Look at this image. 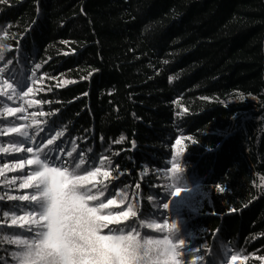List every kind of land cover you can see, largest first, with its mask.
Here are the masks:
<instances>
[{
	"label": "trees",
	"instance_id": "trees-1",
	"mask_svg": "<svg viewBox=\"0 0 264 264\" xmlns=\"http://www.w3.org/2000/svg\"><path fill=\"white\" fill-rule=\"evenodd\" d=\"M0 45V81L15 74L22 88L0 97V148L19 139L10 127L24 125L34 151L61 132L62 155L83 149L111 173L96 178L117 201L104 211L137 212L113 228L165 218L181 264H264V0H0ZM19 158L34 157L0 152V168ZM35 167L0 176V264L16 250L4 236L24 231L10 208L29 203L6 194H33L19 184Z\"/></svg>",
	"mask_w": 264,
	"mask_h": 264
},
{
	"label": "snow or ice",
	"instance_id": "snow-or-ice-1",
	"mask_svg": "<svg viewBox=\"0 0 264 264\" xmlns=\"http://www.w3.org/2000/svg\"><path fill=\"white\" fill-rule=\"evenodd\" d=\"M2 49L3 45H0V61L4 59ZM35 67L39 69L41 65L36 64ZM18 89L22 91L15 74H9L6 79L0 81V97H6L7 101H12L14 95H20ZM32 92L33 88L27 87L23 95L27 96ZM240 98L243 99V96ZM5 111L15 115L24 109L6 107ZM39 115L43 116L44 113ZM6 131L16 133L19 139L14 140L7 148H0V152L25 151L31 153L34 158H19L18 163L11 166L5 164L0 168V176L4 175L5 170L23 168L26 164L36 166L23 176V181L19 184L20 189H34L33 194H6L7 200L29 202L27 205L10 208L11 225L24 230L4 236L8 244L16 246V250L11 253L14 264H181V245L174 239L177 230L175 221L169 223L168 219L161 218L163 223H158L157 220L160 219L146 216L139 221L138 226L112 227L136 217L137 212L133 210L131 203L124 211H104L117 201L107 199L105 203L100 199L105 195L107 186L104 180L97 181L96 178L102 176L108 179L111 173L101 171V167L95 166V154L86 160L80 154L83 149L77 151L72 147L71 151L65 150L62 155L64 141L56 143L57 138L63 135L61 132H56L51 138H42V141L47 139L46 145L41 148L40 144H37L34 151L33 147L23 148L24 141L32 139L24 125L10 127ZM175 143L180 145L181 139H177ZM179 155L177 152V156ZM100 163L103 165L104 160ZM116 171L118 175L128 174L118 166ZM171 171L175 175L183 169L179 163L174 162ZM5 183H15V178L12 181L5 180ZM135 187L139 189L140 184L137 183ZM216 190L223 193L225 187L217 184ZM181 191L182 189L176 188L172 195L177 196ZM121 196L123 198L120 203L123 204L127 195L121 193ZM3 199L5 196H0V200ZM162 208L167 209L168 204H163ZM22 211L23 215L18 214ZM7 217L9 211L0 210V218ZM145 228L163 235L160 238L142 235L140 229ZM2 230L0 228V231ZM199 251L200 249L197 250ZM229 255L232 261L236 260L235 255ZM199 259L202 257L197 256V260ZM185 264H189V260H186ZM224 264H227L226 260Z\"/></svg>",
	"mask_w": 264,
	"mask_h": 264
}]
</instances>
